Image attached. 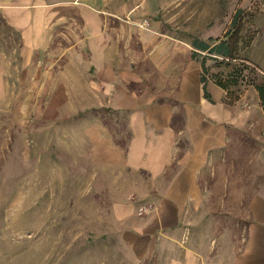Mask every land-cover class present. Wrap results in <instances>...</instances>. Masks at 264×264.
Instances as JSON below:
<instances>
[{
	"label": "crops",
	"instance_id": "obj_1",
	"mask_svg": "<svg viewBox=\"0 0 264 264\" xmlns=\"http://www.w3.org/2000/svg\"><path fill=\"white\" fill-rule=\"evenodd\" d=\"M146 2L0 0V45L17 48L12 61L35 82L36 64H50L45 88L58 89L52 95L65 94L67 78L77 80L78 112H93L92 189L136 262L264 264L256 169L244 183L237 168L225 166L238 133L264 120L246 117L245 97L225 103L210 82L205 98L189 45L154 22L137 27ZM5 54L0 78L13 69ZM251 137L259 152L260 136ZM139 204L147 207L141 217Z\"/></svg>",
	"mask_w": 264,
	"mask_h": 264
},
{
	"label": "rangeland",
	"instance_id": "obj_2",
	"mask_svg": "<svg viewBox=\"0 0 264 264\" xmlns=\"http://www.w3.org/2000/svg\"><path fill=\"white\" fill-rule=\"evenodd\" d=\"M147 2L137 27L154 22L161 33L189 47L193 39L221 37L233 12L246 11L255 37L245 56L264 76V0ZM0 53L17 59L12 45H0ZM10 63L12 72L0 78V264H141L120 237L121 228L110 221V208L100 207L101 192L92 189L93 112H78L77 80L67 78L65 94L52 95L58 89L48 93L45 88L50 64H36L41 77L35 82L32 74L21 72L18 61ZM208 64L211 73L225 71ZM53 66L62 70L61 63ZM240 92L236 102L245 97L246 117L264 120L254 89L246 86ZM249 131L238 133L241 139L231 145L225 166L237 168L244 183L255 167L264 192V125ZM253 135L260 136L259 152Z\"/></svg>",
	"mask_w": 264,
	"mask_h": 264
},
{
	"label": "trees",
	"instance_id": "obj_3",
	"mask_svg": "<svg viewBox=\"0 0 264 264\" xmlns=\"http://www.w3.org/2000/svg\"><path fill=\"white\" fill-rule=\"evenodd\" d=\"M251 22L252 17L246 11L235 10L221 37L192 40L190 59L199 65V82L205 98L209 99L206 92L209 82L224 92V102L229 105L238 100L241 89L249 86L254 89L264 110V76L259 75L245 56L255 37ZM208 63L225 71L211 73Z\"/></svg>",
	"mask_w": 264,
	"mask_h": 264
},
{
	"label": "built area",
	"instance_id": "obj_4",
	"mask_svg": "<svg viewBox=\"0 0 264 264\" xmlns=\"http://www.w3.org/2000/svg\"><path fill=\"white\" fill-rule=\"evenodd\" d=\"M146 211H147V207H144V206H141L139 209H138V215L139 216H142V215H144L145 213H146Z\"/></svg>",
	"mask_w": 264,
	"mask_h": 264
}]
</instances>
